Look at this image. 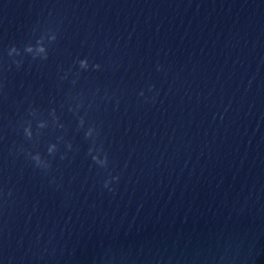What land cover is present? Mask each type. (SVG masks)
<instances>
[{
  "label": "clouds",
  "instance_id": "clouds-1",
  "mask_svg": "<svg viewBox=\"0 0 264 264\" xmlns=\"http://www.w3.org/2000/svg\"><path fill=\"white\" fill-rule=\"evenodd\" d=\"M47 39L50 42H54L57 39V34L55 32H52L51 30H49V33L47 34ZM45 40V36H41L35 45L33 44H28L25 46L24 48V52L31 54L33 59H43L46 60L48 58V49L44 43ZM13 54L19 56L21 55V52L18 48H16L15 46H13L10 50H9V55L12 56ZM17 67H19L22 63V61H15ZM79 65V68L82 71H87L89 69V67H91L93 70H99L101 68L100 64H93L90 65L89 61L87 58L84 59H78L76 62ZM159 68V66H158ZM141 95H143V93H141ZM54 114V113H53ZM84 119L81 117L80 119V126L83 127L84 126ZM39 127L43 128L45 127V124L43 122H41L39 124ZM62 127V125H61ZM25 131V135L27 138H31L32 137V130H31V126L27 127L24 129ZM99 133L97 132V129L95 128V126H91L87 129V131L85 132V138L86 139H91L92 140V146L89 148L88 150V155L91 156L93 162L99 166L100 168H104L107 169L108 164H109V159H108V155L107 153L104 151L103 145H99L97 146L96 143V137H98ZM72 145L69 144L68 148L71 149ZM57 151V145L56 144H52L49 146L48 148V153L49 155L54 154ZM102 154V155H101ZM28 157L30 158V160L32 162H34V166L37 168H42V169H49L51 167V164L46 161L40 153H28ZM65 157L62 156L61 159H64ZM119 175H109V178L106 179L104 181L103 187L108 189L110 192L115 191V189L112 187L113 182H119Z\"/></svg>",
  "mask_w": 264,
  "mask_h": 264
}]
</instances>
